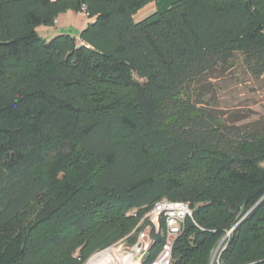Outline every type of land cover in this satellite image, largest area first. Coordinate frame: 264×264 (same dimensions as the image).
<instances>
[{
	"label": "trees",
	"instance_id": "1",
	"mask_svg": "<svg viewBox=\"0 0 264 264\" xmlns=\"http://www.w3.org/2000/svg\"><path fill=\"white\" fill-rule=\"evenodd\" d=\"M69 10L78 37L37 34ZM236 65L264 78L263 0H0V264L131 247L161 200L191 210L171 264H264V116L200 99Z\"/></svg>",
	"mask_w": 264,
	"mask_h": 264
},
{
	"label": "rangeland",
	"instance_id": "2",
	"mask_svg": "<svg viewBox=\"0 0 264 264\" xmlns=\"http://www.w3.org/2000/svg\"><path fill=\"white\" fill-rule=\"evenodd\" d=\"M69 24L77 27L80 23L70 20ZM61 28V25L58 24H54L52 27L40 26L36 29V32L48 41L60 33ZM68 34L75 36V32L74 34L73 32ZM76 35L78 37L79 33H76ZM202 89L203 92L200 96L203 101L202 105L212 115L224 121L228 122L230 118L233 119L236 115L250 117L249 119L252 120L264 116V78L260 80L252 79L240 65H236L235 68L225 74L218 73L215 78L205 82ZM218 248L214 251L213 259ZM109 249L123 258L131 251L125 241H120ZM95 255L97 253L93 254L85 264H88ZM135 260L136 258L133 262Z\"/></svg>",
	"mask_w": 264,
	"mask_h": 264
},
{
	"label": "built area",
	"instance_id": "3",
	"mask_svg": "<svg viewBox=\"0 0 264 264\" xmlns=\"http://www.w3.org/2000/svg\"><path fill=\"white\" fill-rule=\"evenodd\" d=\"M134 213L135 211H131L130 215L133 216ZM186 218H191V210L187 203L172 202L169 200H161L155 203L153 207L145 214L144 219L146 220V225L144 226L143 230L139 232L135 244L130 247L131 251L126 254V256H130L129 262L131 264L142 263L144 256L152 244L150 232L152 229L156 233L159 232L160 221L163 220L164 241L161 244L160 250L156 257L147 264H171L173 243L175 239L183 232ZM105 251L111 250L109 248L105 249L98 252L97 255ZM135 258L136 260L133 262Z\"/></svg>",
	"mask_w": 264,
	"mask_h": 264
},
{
	"label": "crops",
	"instance_id": "4",
	"mask_svg": "<svg viewBox=\"0 0 264 264\" xmlns=\"http://www.w3.org/2000/svg\"><path fill=\"white\" fill-rule=\"evenodd\" d=\"M153 10H154V5L149 4L146 7H144L141 11H139L135 18L140 19V18L150 14L151 12H153ZM70 20L78 21V23H80L79 26H77V27L72 26L71 24H69ZM90 21L91 20H89L83 12H74V11L69 10L65 13L58 15L54 21V24L61 25L62 28H61L60 33H66V31H68V33L73 32V34H74V32H75L74 35H75V37H77L76 33H80ZM65 23H67V24H65ZM63 25H65V26H63ZM40 37L43 38L42 36H40ZM43 39L46 40V38H43Z\"/></svg>",
	"mask_w": 264,
	"mask_h": 264
},
{
	"label": "bare ground",
	"instance_id": "5",
	"mask_svg": "<svg viewBox=\"0 0 264 264\" xmlns=\"http://www.w3.org/2000/svg\"><path fill=\"white\" fill-rule=\"evenodd\" d=\"M129 259V255L122 258L116 252L105 251L93 257L88 264H131Z\"/></svg>",
	"mask_w": 264,
	"mask_h": 264
}]
</instances>
